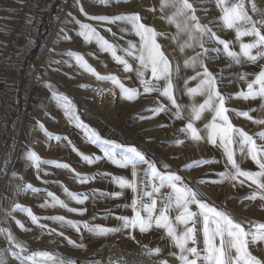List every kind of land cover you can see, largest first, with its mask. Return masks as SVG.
I'll use <instances>...</instances> for the list:
<instances>
[{
	"label": "crops",
	"instance_id": "0c3cea01",
	"mask_svg": "<svg viewBox=\"0 0 264 264\" xmlns=\"http://www.w3.org/2000/svg\"><path fill=\"white\" fill-rule=\"evenodd\" d=\"M247 1L250 15L259 19V13H254L251 10L252 4L254 3L258 9L264 11V0ZM161 2L162 0H122L119 3L101 5L97 3V0H0V228L10 229L16 240L26 247L28 253L37 250L48 251L69 258L75 261V264H96V262L105 264L94 254V251L102 241L110 240L125 247L138 245L147 246L148 249L159 247L161 252L158 255H153L155 258L159 261L167 260L168 264H179V261L170 255L178 250L173 247L169 239L165 238L163 230L153 229L144 234L138 231L129 234L125 231L106 237H96L89 235L83 229L81 234H77L70 228H62L54 221L43 219V217L63 215L72 220H86L91 224L119 227L121 221L116 217L132 215L131 208L125 207L131 203L133 197L130 189H125L119 197L101 196L97 192L96 196L94 198L90 196L84 205H79L68 199L64 187L77 193H90L97 189L105 193L120 191L110 176L95 175V178L88 183L81 184L75 173L88 175L110 173L114 176H125L131 179V169L120 168L107 159L89 165L76 152L72 151V146L68 144L67 140L49 139L40 127L41 124L50 133L68 137L72 141V145H75L80 152L102 156L99 148L90 144L81 131L69 123L63 110L54 101L53 91L68 96L76 106L81 119L96 129L102 137L129 145L125 142L121 130L124 129L131 133L138 144L145 146L147 151L143 152L149 159L156 162L161 171H165L163 165L167 164L168 170L177 172L184 182L200 193L201 198L207 202L218 208L226 209L238 220L251 221L263 218L264 201L259 198L256 200L244 199L251 194L254 186L250 188L247 184L237 183L233 187L229 182L198 183L200 180L219 179L218 174L225 170L222 150L206 141L194 142L186 138L180 129L187 123V120L175 119L174 109L162 112L154 118L140 119V117H151L152 113L149 109L156 107L158 103L170 105V102L159 96L158 93H143V88L134 71L125 73L123 67L113 60L110 53L102 52L95 42L86 43L78 35L77 21L91 23L110 42L120 45L121 48L126 47L128 40L138 42V38L134 34L121 33L120 27L122 26L98 25L96 21L89 20L80 11V7L82 6L89 16L139 13L144 23L165 34L158 37V42L162 45L165 54L173 61L168 47V40L172 33L166 31V27H174V25H169L166 20V16L171 14L172 9L166 8L162 13ZM189 2L197 9L196 15L200 18L201 23L208 24L210 27L213 26L214 15L221 14L216 7L215 0H189ZM108 28H111L112 32H108ZM219 31L220 37L233 41L234 49L239 51V43L235 42V31L229 29ZM66 36L71 39L66 40ZM243 39L245 42H249L252 38L245 37ZM215 46V44H206V47L210 48ZM69 50L84 54L88 63L101 75L115 74L126 86L138 88L141 95L134 101L123 99L119 89L114 88L110 81L98 80L94 75L76 65L74 59L65 54ZM118 54L124 55L119 49ZM208 55L217 59V67H213L211 61L209 70L217 77L218 89L225 97H231L233 93L246 90L247 82L254 79L255 74L264 67V59L259 60L255 65L243 63L238 66L233 64L223 53L218 57L216 53L212 52ZM41 57L44 66L38 70L40 81L33 91L30 107L20 129L17 118L19 91L26 78L27 69L35 65ZM127 58L133 68L137 67L135 61L130 57ZM230 64L231 67L228 66ZM74 67H79L87 77L75 71ZM47 71L52 75H48ZM240 73L249 75L246 80L242 81L238 78ZM184 81L179 77L174 79L177 102L182 106L202 103L204 97L190 98L186 94ZM107 83L117 93L115 100L117 109L105 113L102 111L104 108H101L104 105L96 103L89 90L103 88L106 91ZM197 83L194 80H189L187 87H195ZM81 85H85V87H81ZM106 92L110 96V93ZM83 103L87 107L83 106ZM110 103H113L111 96L108 106L105 108L109 107ZM226 106L241 112L249 111L254 119L264 118V99L229 98ZM137 107L141 108V112L136 109ZM211 115L206 112L204 118L198 121L196 126L202 127L211 119ZM229 115L236 127L253 135L258 144L264 143L255 135L264 131V125L238 116L235 111L230 112ZM176 141H183V143H176ZM29 150L35 151L44 160L67 163L75 170V173L69 169L57 168L52 164H44L41 165L42 171L38 178L37 170L26 159V153ZM14 153L15 158L12 164H8L10 156ZM237 159L242 168L258 170L250 159L241 158L239 154ZM196 160L214 162L191 169L185 167ZM8 165H11L10 170H8ZM144 167L141 165L138 168V182L146 179ZM26 184H31L42 191L17 192L18 185ZM43 189L47 191H43ZM148 190H151L150 187ZM48 191L68 203L69 207H83L87 208V211L83 215H79L70 213L59 206L40 207L45 200H51L47 195ZM167 191V188L161 190L162 193ZM15 204L30 207L35 215L42 218L38 224H46L48 228H55L56 233L49 234L46 230L42 231L38 224H33L24 212L13 211ZM193 210H196L195 206H193ZM175 214V212L172 213L173 216ZM16 220L21 221L25 229L28 230H21ZM61 231L64 232V236L57 234ZM131 235H135V240L131 238ZM65 237L77 243H83L85 247L83 249L73 247L68 244ZM199 241L198 247L202 249V235L199 237ZM9 248L7 234L0 233V253L6 258L7 264H19V261L11 256ZM249 251L264 260V242L250 243Z\"/></svg>",
	"mask_w": 264,
	"mask_h": 264
},
{
	"label": "snow or ice",
	"instance_id": "6c2138e0",
	"mask_svg": "<svg viewBox=\"0 0 264 264\" xmlns=\"http://www.w3.org/2000/svg\"><path fill=\"white\" fill-rule=\"evenodd\" d=\"M122 0H97L101 5H110L119 3ZM216 7L220 10L219 17L222 26L225 29L235 31V42L239 43V51L234 49V42L222 39L208 25L201 23L196 15L197 9L189 0H162L161 12L166 8H171V14L166 16L169 25H174L176 35L172 37L177 40L180 36L186 38L179 45V50L184 53L186 49L199 48L200 51L187 57L183 62L185 69L197 68L202 71H196L194 76L188 77L184 81L186 94L190 98L196 96L204 97L202 103H192L191 106H182L177 102L176 86L174 79L178 77L180 65L173 64L169 56L165 54L162 45L158 42V37L165 35L158 32L154 27L144 23L139 13H120L117 15H92L89 16L81 6L80 11L88 17L89 20L96 21L98 25L111 24L122 26L121 33H132L138 38V42L128 40L127 46L122 47L114 44L100 34L97 27L91 23L77 21L79 25L78 35L86 42H95L102 52L110 53L113 60L123 67L125 73L135 72L143 93H158L159 96L166 98L169 104L158 103L156 107L149 109L151 117H140V119H150L162 112H169L174 109L175 119H186L187 123L180 129L186 138L194 141H206L208 144L218 147L222 150L225 159V170L218 174L217 180H200L198 183H224L229 182L233 187L236 184L245 185L253 188L251 194L244 199L256 200L259 198L264 201V143H257L253 135L236 127L230 118L229 113L235 111L238 116L244 117L257 124L264 125V118L254 119L249 111H238L226 106L229 98H242L243 100L264 99V67L255 74V78L247 82L246 90H240L233 93L231 97H225L217 86V77L209 70L206 60L215 59L209 57V53H216L217 57L223 53L235 65L248 63L255 65L261 59H264V11H261L252 4V12L259 13L260 18L256 19L249 14L245 6V0H215ZM112 32L111 28L107 29ZM115 35V33H112ZM251 37L249 42L243 38ZM70 40V37H65ZM206 44H215V47H206ZM222 46V47H221ZM118 49L124 55L118 54ZM66 55L72 57L75 64L86 72L94 75L98 80L110 81L114 88H118L120 95L127 101H134L140 95V90L136 87H128L115 74L101 75L96 69L88 63L84 54L69 50ZM130 57L136 62L137 67L133 68L129 63ZM231 67L232 65H228ZM150 73V75H147ZM248 73H240L238 78L246 80ZM195 87H187L189 80H197ZM51 87V85H49ZM85 87V85H81ZM106 91L111 92L112 89ZM52 97L58 107L64 112L69 123L81 131L85 139L92 145L99 148L102 156L96 154H85L72 145L68 137H61L40 127L45 131L49 139L56 141L67 140L72 146V151L76 152L80 158L87 164L92 165L102 159H107L112 164L131 169V179L125 176H114L110 173L103 174H81L75 173V170L67 163L60 161H49L42 159L38 153L29 150L26 153V159L31 162V166L39 173L42 171L41 165L52 164L57 168L69 169L73 171L77 180L81 184L88 183L95 178V175L110 176L112 181L119 187L120 191L114 193H105L100 190H93L90 193L71 192L64 187L68 199L75 201L79 205H84L90 196L95 197L97 192L101 196L119 197L125 189H130L133 193L131 203L125 205L132 210L131 216H118L121 221L119 227H106L99 224H91L86 220H72L63 215L43 217L58 223L62 228H70L77 234H81L82 229L91 236L106 237L110 234L127 231L129 234L139 232L148 233L153 229L163 230L165 238L169 239L174 248L178 251L170 253L179 264H264V260L254 256L249 251L250 243L264 242V222L246 221L236 219L231 212L201 198V194L184 182L183 178L174 171L168 170L167 164L163 165L165 171L157 167L155 161L149 159L146 154L135 145H125L102 137L100 133L85 123L76 110V106L71 99L56 91L52 92ZM254 111V110H253ZM211 113V119L197 127V122L204 118L205 113ZM261 141H264V131L255 134ZM183 143V141H176ZM244 159H250L256 165V171L246 170L238 162L237 155ZM209 160L192 161L186 168H195L203 164L212 163ZM145 166L143 171L145 180L138 182V168ZM15 176V173H13ZM47 183V181H45ZM150 187L151 190H148ZM167 188L166 193L161 190ZM17 192H40L42 189L35 188L31 184L17 186ZM43 191H47L43 189ZM51 200H45L40 207H61L70 213L83 215L87 208L69 207L68 203L61 200L53 192H47ZM159 197V206H158ZM195 206V211L193 210ZM13 211L24 212L33 224H38L42 219L35 215L30 207L20 204L13 206ZM176 214L173 216L172 213ZM11 215V213H9ZM95 219V217H93ZM21 230L25 229L24 224L16 220ZM41 230H46L49 234L56 233L55 228H48L46 224H38ZM0 233L7 234L10 248L8 251L19 264H75V261L65 258L58 253L40 251L28 253L26 247L16 240L10 229L0 228ZM59 236H64V232H58ZM202 235L203 248H199V237ZM135 240V235H131ZM68 244L78 249H83V243L65 237ZM144 255H158L161 248L148 249L144 246ZM27 253V254H26ZM0 264H7V260L0 253ZM99 264V262H96ZM159 264H168L167 260L159 261Z\"/></svg>",
	"mask_w": 264,
	"mask_h": 264
},
{
	"label": "built area",
	"instance_id": "2783aa9c",
	"mask_svg": "<svg viewBox=\"0 0 264 264\" xmlns=\"http://www.w3.org/2000/svg\"><path fill=\"white\" fill-rule=\"evenodd\" d=\"M43 66V58L41 57L35 65L29 67L26 72V78L24 79L19 91V102L17 118L19 120L20 129L23 126L26 114L30 107L33 91L36 85L40 81L38 70ZM74 70L82 73L85 77L87 75L81 71L79 67H74ZM103 88H93L91 90L92 98L96 103L100 105H107L109 103L110 96ZM83 106L87 107L84 103ZM132 142V140H129ZM138 148L142 151H147L145 146L138 144ZM15 158V153L10 156L8 164H12ZM11 165H8V170L11 169ZM144 245H138L135 247H125L121 244L110 240L102 241L94 251V254L105 264H159V260L153 255H144Z\"/></svg>",
	"mask_w": 264,
	"mask_h": 264
},
{
	"label": "rangeland",
	"instance_id": "374dc122",
	"mask_svg": "<svg viewBox=\"0 0 264 264\" xmlns=\"http://www.w3.org/2000/svg\"><path fill=\"white\" fill-rule=\"evenodd\" d=\"M245 6H246V8L248 9V11H249V4H248V1L246 0L245 1ZM220 14V13H219ZM219 14H215L214 15V20H213V26H211V28L215 31V32H217L218 33V36H220L221 35V33H220V31L219 30H225V28L222 26V22L220 21V19H219V17L221 16V14L219 15ZM249 14H250V11H249ZM166 31L168 32V33H172L171 34V38H169V42H168V47H169V50H170V54H171V56H172V59H173V62H174V65L175 64H179L180 65V72H179V74H178V77L180 78V79H182V80H186V79H188V78H186V77H191V76H194L195 75V72L196 71H202V69H199V68H197L196 70H193L192 68H187V69H185L184 67H183V62H184V60L187 58V57H190V56H192V55H194L195 54V52H198V51H200V49L197 47V48H195V49H191V48H189V49H186L185 50V52L184 53H181L180 52V50H179V45H180V43H182L183 42V40L186 38L185 36H180L177 40H173L172 39V37L173 36H175L176 35V28H175V26L174 27H170V28H167L166 27ZM212 61V63H213V67H217V64H218V62H217V59L215 58V59H213V60H206L205 61V63L207 64V67L210 69L211 67V65H210V62ZM220 65H222V64H220ZM48 74V73H47ZM46 73H45V75H47ZM184 78V79H183ZM195 82H199L198 81V79L197 80H194ZM107 86V88L108 89H112V91L111 92H109L110 93V96L112 97V99H113V103L111 104L110 103V106L109 107H107V108H105L106 106H108V104L107 105H104V107L103 106H101V108H104V109H102V111H104L105 113H107V112H109V111H115V109H117L116 108V105H115V100H116V97H117V93L115 92V90L113 89V87L110 85V84H106ZM99 86H102V85H99ZM90 91V93H91V90H89ZM105 94L107 93V92H104ZM136 109H139L138 111L139 112H141V108L140 107H137ZM121 132H122V134H123V137H124V140H125V142L127 143V144H129V145H135V146H137L138 147V143L134 140V136L131 134V133H129V132H127L126 130H124V129H122L121 130ZM128 134V135H127ZM133 137V138H132ZM129 140H132V142L131 141H129ZM128 142H130V143H128ZM251 221H259V222H264V215H263V218H256V219H253V220H251ZM148 248V247H147Z\"/></svg>",
	"mask_w": 264,
	"mask_h": 264
},
{
	"label": "bare ground",
	"instance_id": "6f19581e",
	"mask_svg": "<svg viewBox=\"0 0 264 264\" xmlns=\"http://www.w3.org/2000/svg\"><path fill=\"white\" fill-rule=\"evenodd\" d=\"M43 66H44V65H43ZM47 73H48V75H50V76L52 75L51 72H49V71H47Z\"/></svg>",
	"mask_w": 264,
	"mask_h": 264
}]
</instances>
